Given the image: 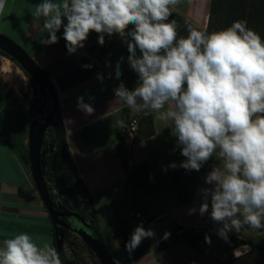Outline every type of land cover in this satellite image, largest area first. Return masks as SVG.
Returning <instances> with one entry per match:
<instances>
[{
  "label": "clouds",
  "instance_id": "9594fccd",
  "mask_svg": "<svg viewBox=\"0 0 264 264\" xmlns=\"http://www.w3.org/2000/svg\"><path fill=\"white\" fill-rule=\"evenodd\" d=\"M182 0H42L31 12L43 20L46 32L39 43L54 45L61 38L69 55L85 47L96 33L98 44L118 35L127 46V62L138 79L133 89L123 81L113 89L132 113L154 114L170 129L183 159L168 168L199 172L209 160L216 163L199 189L201 203L189 213L207 214L220 225L219 238L249 229H264V39L247 20L213 31L179 24L171 19ZM7 0H0V13ZM63 28L62 37L57 33ZM139 53V54H138ZM120 57L115 78L122 75ZM112 65L106 62V67ZM91 69V64L82 65ZM103 83L104 75L97 74ZM111 79L112 74L109 73ZM94 101V97H89ZM77 107L87 115L91 103L78 97ZM125 127L122 120H116ZM135 123V122H134ZM151 179V177H150ZM171 234L164 233V239ZM152 228L141 222L126 241L132 255L144 239L154 238ZM211 244V237L205 236ZM0 264H63L58 249L48 241L37 243L27 233L3 240ZM195 264V262H193Z\"/></svg>",
  "mask_w": 264,
  "mask_h": 264
},
{
  "label": "crops",
  "instance_id": "0c3cea01",
  "mask_svg": "<svg viewBox=\"0 0 264 264\" xmlns=\"http://www.w3.org/2000/svg\"><path fill=\"white\" fill-rule=\"evenodd\" d=\"M41 2L7 0L5 11L0 13V34L25 49L55 87L67 144L81 180L91 195L100 232L117 229L122 223L130 238L140 222L128 219L127 213L137 204L141 208L136 209L137 212L163 219L154 231V238L144 239L132 255L128 253L132 264H231L234 256L229 246L230 238L227 242L219 238L217 228L207 222L206 214L202 217L198 211L189 213L190 209L199 208V189L207 186L204 177L214 163L208 161L199 172L184 171L179 175L185 197L189 198L188 202L181 203L170 176L178 167L163 169L172 162L179 165L182 156L179 149L172 151L175 138L170 135V129L164 128L151 114L155 133L131 145L129 164L148 165L151 170L149 183L155 190L150 195L142 190L135 192L139 199L131 203L129 195L123 192L125 173L117 156L122 127L115 123L116 120L124 121L128 107L122 101H115L113 92L121 81L130 90L137 83L138 77L127 62V46L115 35L106 36L105 45L100 46L94 32L89 35L85 47L72 55L67 53L63 38L54 45H41L39 41L46 35L42 30L43 20H33L31 14L35 5ZM210 3L211 0H182L174 12L192 26L206 30ZM57 35L62 37L63 28ZM107 46L98 60L95 51ZM122 56V75L118 80L114 70ZM106 62L112 66L106 67ZM86 64H91L92 68L82 67ZM98 73L104 75L103 83L97 80ZM109 73L113 78H108ZM4 76L0 72L10 95L0 89V247L4 239L20 233L31 235L37 243L48 241L53 245L51 222L26 161L32 117ZM81 96L85 103L92 104L93 114L87 115L78 109L77 99ZM89 97H94V101ZM165 232L171 234L174 242L168 240L167 247L160 249L159 243ZM180 233L192 234L196 239L199 235L200 239L195 244L180 243L176 241ZM206 235L211 237V244L205 243Z\"/></svg>",
  "mask_w": 264,
  "mask_h": 264
},
{
  "label": "trees",
  "instance_id": "16d2710c",
  "mask_svg": "<svg viewBox=\"0 0 264 264\" xmlns=\"http://www.w3.org/2000/svg\"><path fill=\"white\" fill-rule=\"evenodd\" d=\"M171 19H175L178 22L179 35L186 36V34L188 33L187 26L191 24H189L183 17L178 15L176 12L173 13ZM236 20H247L248 27L255 30L257 33L261 35L262 39H264V35L261 33L260 29L258 28V25H261L264 28V0H211L210 8H209L208 24L206 28L207 32L211 33L213 31L225 29L231 26V24ZM215 21L216 23H214ZM115 36L118 37V35ZM107 49L108 46L103 50L95 51L98 60H100L101 56L106 52ZM0 55L2 57L8 58L9 60L13 61L11 58L7 57L2 52H0ZM42 72L47 78H49L44 71ZM0 89L3 90L6 95H10V89L4 83L1 77H0ZM35 94L39 95L36 87H35ZM38 110H36V114L38 113ZM129 112L130 110L127 109L125 114ZM154 133L155 130L153 125L152 115L146 116L144 115V113H142L139 120L138 130L136 131L133 137V143L149 138L153 136ZM50 147H52L51 153H49ZM42 148L43 150L46 151L45 168L42 171V174L45 182L48 185V189L50 191L52 199L55 201H59L61 205L66 206L71 211L77 213L79 217L89 225L90 233L104 243L112 259L117 264H132L128 256V252L125 251V247H124L126 241L129 240V235L126 231V227L124 226V224L121 223L120 225L121 229L118 235L114 236L113 238L110 236H101L102 234L100 235V231L98 229L99 219L94 209L91 195L85 188L81 180L80 174L73 162V158L71 156V152L67 144L66 131L61 119V113L59 107L56 112V116L54 120L52 121L49 128L46 130L44 134ZM117 156L119 157V160L122 165V169L125 173V183L123 188L124 194L126 195L128 193V186L132 185L135 186L132 192L135 193L139 190H142L147 195H150L151 187L149 183V176L151 174V170L146 164H138V165L129 164L130 151L123 142L121 132H119L118 135ZM183 159L185 158L182 156L181 161ZM26 161H27V165L29 166L28 155L26 157ZM183 171H185L183 168L178 167L175 171L172 172V176L176 184L178 197L181 203H186L189 201V198L185 197L186 196L185 190L183 188L181 181L177 177V173ZM132 192H130L131 195L134 194ZM71 198L72 200L76 201L78 207L81 208L79 209L80 211H75L71 207V202H70ZM205 218L211 226L215 228H218L220 226L213 223L207 214ZM51 231H52L53 245H55V236H54L52 224H51ZM67 233L68 232L63 230L64 243H67L66 241ZM229 234L231 235L229 240V246L231 248L241 246L246 243V241L244 240L245 238L244 232H241L239 236L236 233H229ZM196 236H197V240H199L200 236L199 235ZM168 240L171 241V243L174 242L172 236L168 237L167 239L160 240L159 243L160 249H164L165 247H167ZM83 245L85 246L84 243ZM249 246L251 250L248 253L243 254L238 258L232 259L231 264H264V247H260L258 244H254V243H249ZM63 255H64L63 253L60 254L61 260ZM97 263L100 264L98 261ZM63 264H76V263L63 262Z\"/></svg>",
  "mask_w": 264,
  "mask_h": 264
},
{
  "label": "water",
  "instance_id": "95a60500",
  "mask_svg": "<svg viewBox=\"0 0 264 264\" xmlns=\"http://www.w3.org/2000/svg\"><path fill=\"white\" fill-rule=\"evenodd\" d=\"M0 52L11 58L34 82L41 99L38 113L31 118L28 127V162L34 187L53 227L54 246L58 249L59 254L63 253V229H67L85 244L100 264H117L104 243L90 233L89 225L77 213L52 199L48 185L44 180L42 174L46 157V151L42 148L44 134L54 120L59 107L55 87L23 48L1 34ZM51 152L52 147L49 148V153ZM61 218H66L75 225L70 226ZM176 241L195 244L197 239L192 234L180 233L177 235Z\"/></svg>",
  "mask_w": 264,
  "mask_h": 264
},
{
  "label": "rangeland",
  "instance_id": "374dc122",
  "mask_svg": "<svg viewBox=\"0 0 264 264\" xmlns=\"http://www.w3.org/2000/svg\"><path fill=\"white\" fill-rule=\"evenodd\" d=\"M214 23H216V21ZM258 28L260 29L261 33L264 35V28L261 25H258ZM187 34H186V36H187ZM6 67L12 68L13 71L15 70L14 72L17 73L15 75L16 77H14V80L11 81L7 77V75H5L6 73L2 71L1 68L4 69ZM0 72L2 74H4L5 75L4 77L10 82L12 90L15 91V93L18 95V97L21 98V100L27 105V107L29 109L28 111H29L30 116L31 117L35 116L36 110H38L39 106L41 105V99H40L39 95L35 94V85H34L33 81L27 76V74L20 67L17 66V64L15 62L9 60L8 58L2 57L1 55H0ZM127 109H126V111H127ZM134 115L135 114L132 113L131 111L129 113H126L125 117H124V123L125 124L128 123L129 120L131 119V117ZM140 117H141V115L139 116V119H140ZM127 144H128L127 148L129 150L131 148V145L133 144V140L130 144L129 143H127ZM210 161H212L211 163H216L215 158L209 160V162ZM209 168H210V166H209ZM183 172L177 173V177L179 178L180 181H181V178L179 175ZM170 176H172V173ZM181 183H182V181H181ZM134 187L135 186H132V185L128 186V193L127 194L129 195V199H131V203H133L134 200L136 201V199H139V195H136L134 192H132ZM150 187H151V193H152L155 190V187H153L151 185H150ZM183 188H184V186H183ZM130 192H132L134 194L131 195ZM70 202H71V207L75 211H80L79 209H81V208L78 207V205L76 204V201L72 200V198H71ZM138 206L139 205L136 204L134 207H132V208L130 207L129 208L130 210L127 214L132 213V212H137L136 209H141V208H138ZM127 218H128V215H127ZM120 225L117 229H112V230H109L107 232H100V235L102 234L101 236H110L113 238L114 236L118 235V233L121 229ZM98 229H99V227H98ZM99 231H100V229H99ZM66 237H67L66 241H67L68 245H67V243H64V246H63V254H64L62 257L63 262H67V263L68 262H74L76 264H98L96 259L93 257V255L90 253V251L83 245L81 240H79L77 237L73 236L70 233H67ZM246 237L250 241L255 242V244H259L260 247H264V229H257L256 231H251L249 229L246 232ZM247 238H244V240L246 242L249 241ZM231 253H232V251H231Z\"/></svg>",
  "mask_w": 264,
  "mask_h": 264
},
{
  "label": "built area",
  "instance_id": "2783aa9c",
  "mask_svg": "<svg viewBox=\"0 0 264 264\" xmlns=\"http://www.w3.org/2000/svg\"><path fill=\"white\" fill-rule=\"evenodd\" d=\"M139 116L140 115L132 116L131 119L129 120V122L125 125V127H122V129H121V136H122L123 142L126 146L128 145L127 143L130 144L132 142L133 137H134L136 131L138 130L139 120H140ZM128 218L130 220L139 221L140 223L142 222L143 226L146 229L152 228L154 231L163 219V217L162 218H151L149 216H144L141 212L129 213ZM230 237H231V235L229 234V238ZM249 243L250 242L247 241L245 244H243L241 246H237V247L232 248L231 251H232L234 258H238V257L242 256L243 254L248 253L251 250Z\"/></svg>",
  "mask_w": 264,
  "mask_h": 264
},
{
  "label": "bare ground",
  "instance_id": "6f19581e",
  "mask_svg": "<svg viewBox=\"0 0 264 264\" xmlns=\"http://www.w3.org/2000/svg\"><path fill=\"white\" fill-rule=\"evenodd\" d=\"M10 62V61H9ZM11 63V62H10ZM11 67V66H10ZM10 67H6V68H1L2 69V71L3 72H5L6 74L5 75H7V77L12 81V80H14V77H16L15 75L17 74V73H15L14 71H13V69L12 68H10ZM17 79V78H16Z\"/></svg>",
  "mask_w": 264,
  "mask_h": 264
},
{
  "label": "flooded vegetation",
  "instance_id": "af4514ba",
  "mask_svg": "<svg viewBox=\"0 0 264 264\" xmlns=\"http://www.w3.org/2000/svg\"><path fill=\"white\" fill-rule=\"evenodd\" d=\"M61 220L63 221V222H65L66 224H68V225H70V226H74L75 224H73V223H71L68 219H66V218H61ZM64 231H66V232H68V233H70V234H72L73 236H76L74 233H72V232H70L69 230H67V229H63Z\"/></svg>",
  "mask_w": 264,
  "mask_h": 264
}]
</instances>
